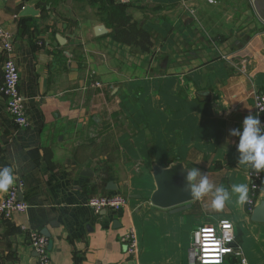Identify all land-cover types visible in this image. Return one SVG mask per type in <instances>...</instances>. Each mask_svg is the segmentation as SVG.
<instances>
[{
	"label": "crops",
	"instance_id": "1",
	"mask_svg": "<svg viewBox=\"0 0 264 264\" xmlns=\"http://www.w3.org/2000/svg\"><path fill=\"white\" fill-rule=\"evenodd\" d=\"M63 1L0 0L29 120L17 126L0 95V168L15 170L27 204L0 215V264L37 263L30 232L47 239L50 264H190L195 230L220 219L240 251L222 264H264V222L251 217L264 172L251 212L234 193L219 212L211 196L180 211L150 201L154 167L175 162L230 193L249 186L230 130L243 131L264 92V0H128L150 33L147 53L112 39L94 8L75 3L65 14ZM117 193L126 197L118 211L87 205ZM128 227L133 256L120 239Z\"/></svg>",
	"mask_w": 264,
	"mask_h": 264
},
{
	"label": "built area",
	"instance_id": "2",
	"mask_svg": "<svg viewBox=\"0 0 264 264\" xmlns=\"http://www.w3.org/2000/svg\"><path fill=\"white\" fill-rule=\"evenodd\" d=\"M122 3L128 0H116ZM0 54L3 56L0 79V95L5 100V106L8 114L14 123L24 128L28 125V115L25 110L24 100L19 91V72L13 56V42L11 34L0 27ZM98 85V84H97ZM254 113L258 115L262 124H264V92L257 91L254 94ZM250 180V203H247V210L251 212L255 205L256 194L260 188L263 178V172L257 174L250 167L248 171ZM126 200L120 195L95 196L87 200L95 213L101 210L111 209L120 210L125 206ZM27 209V204L18 198V190L12 187L6 196L0 200V215L8 219L15 213H23ZM29 243L37 255L36 264H50L47 239L34 232L28 233ZM120 239L125 242L126 253L135 255L136 253V234L132 227H128L122 233ZM240 251L234 242V226L227 219H220L211 224H205L198 227L190 243L189 262L190 264H222L228 255H239ZM244 263V259L241 258Z\"/></svg>",
	"mask_w": 264,
	"mask_h": 264
},
{
	"label": "clouds",
	"instance_id": "3",
	"mask_svg": "<svg viewBox=\"0 0 264 264\" xmlns=\"http://www.w3.org/2000/svg\"><path fill=\"white\" fill-rule=\"evenodd\" d=\"M210 3H215V0H210ZM260 111L264 112V108ZM230 135L239 137V164L249 165L257 174L264 172V124L258 115H247L243 120V131L241 132L239 128L232 129ZM171 168H165L164 171ZM184 170H186L184 191H190L196 200L211 196V208L215 211H223L233 193L238 196L237 203L241 206L251 202L247 184H233L230 193L226 187L218 186L199 168L184 167ZM18 179L12 167L0 168V192L7 193L16 185Z\"/></svg>",
	"mask_w": 264,
	"mask_h": 264
},
{
	"label": "trees",
	"instance_id": "4",
	"mask_svg": "<svg viewBox=\"0 0 264 264\" xmlns=\"http://www.w3.org/2000/svg\"><path fill=\"white\" fill-rule=\"evenodd\" d=\"M85 2L94 8L99 19L110 29V36L117 42L140 52L152 47L150 33L125 10V3L116 0H73Z\"/></svg>",
	"mask_w": 264,
	"mask_h": 264
},
{
	"label": "water",
	"instance_id": "5",
	"mask_svg": "<svg viewBox=\"0 0 264 264\" xmlns=\"http://www.w3.org/2000/svg\"><path fill=\"white\" fill-rule=\"evenodd\" d=\"M174 165L172 168L171 166ZM164 171L165 168L154 167L153 177L156 189L150 196V201L154 206L162 208L175 207L174 211H180L189 205L193 199L190 191H184L185 173L182 165L175 162ZM252 220L264 222V201L259 203L252 211Z\"/></svg>",
	"mask_w": 264,
	"mask_h": 264
},
{
	"label": "rangeland",
	"instance_id": "6",
	"mask_svg": "<svg viewBox=\"0 0 264 264\" xmlns=\"http://www.w3.org/2000/svg\"><path fill=\"white\" fill-rule=\"evenodd\" d=\"M75 3H77V2H75V1H73V0H64L63 1V3H62V6H63V8H65V10H64V12H65V14H69V12L71 11V10H73L74 9V5H75ZM84 4L85 2H82V1H79L78 2V4ZM86 5H88V4H86ZM254 100V99H253ZM253 104H254V101H253ZM117 195H120V196H122L123 198H125V200H126V197L124 196V195H122V194H118L117 193ZM95 196H97V195H95ZM95 196H92V197H95ZM92 197H90V198H92ZM89 198V199H90ZM191 238H192V235L190 236V240H191Z\"/></svg>",
	"mask_w": 264,
	"mask_h": 264
}]
</instances>
